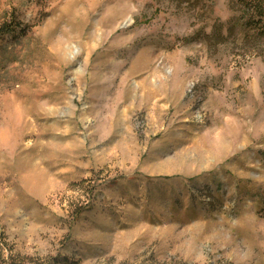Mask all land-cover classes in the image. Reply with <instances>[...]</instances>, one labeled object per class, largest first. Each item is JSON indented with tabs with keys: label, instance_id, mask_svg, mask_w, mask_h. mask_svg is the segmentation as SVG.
Here are the masks:
<instances>
[{
	"label": "rangeland",
	"instance_id": "obj_1",
	"mask_svg": "<svg viewBox=\"0 0 264 264\" xmlns=\"http://www.w3.org/2000/svg\"><path fill=\"white\" fill-rule=\"evenodd\" d=\"M235 2L0 0V264H264V40Z\"/></svg>",
	"mask_w": 264,
	"mask_h": 264
},
{
	"label": "trees",
	"instance_id": "obj_2",
	"mask_svg": "<svg viewBox=\"0 0 264 264\" xmlns=\"http://www.w3.org/2000/svg\"><path fill=\"white\" fill-rule=\"evenodd\" d=\"M235 3L247 12V16L244 17V23H242L244 27L243 31H245L244 33L246 34V30L250 31L247 35L251 37L252 34L250 35L249 33L252 31L250 29H253V36L260 41L264 40V0H236ZM222 28L223 25L221 24L215 25L210 37L222 39Z\"/></svg>",
	"mask_w": 264,
	"mask_h": 264
}]
</instances>
